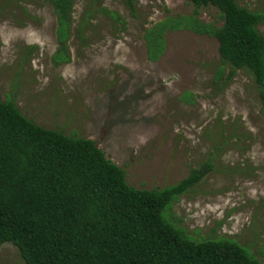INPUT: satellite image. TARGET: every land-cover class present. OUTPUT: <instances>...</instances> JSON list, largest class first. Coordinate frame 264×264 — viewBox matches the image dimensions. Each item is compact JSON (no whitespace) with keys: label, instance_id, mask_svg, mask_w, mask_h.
<instances>
[{"label":"rangeland","instance_id":"374dc122","mask_svg":"<svg viewBox=\"0 0 264 264\" xmlns=\"http://www.w3.org/2000/svg\"><path fill=\"white\" fill-rule=\"evenodd\" d=\"M264 15V0H236ZM69 60L46 0H0V100L97 142L136 189L210 172L165 210L194 241L229 239L264 264V111L253 78L222 62L220 12L184 0H73ZM88 19L87 24L85 20ZM264 37V21L258 26ZM0 264H25L17 246Z\"/></svg>","mask_w":264,"mask_h":264},{"label":"trees","instance_id":"16d2710c","mask_svg":"<svg viewBox=\"0 0 264 264\" xmlns=\"http://www.w3.org/2000/svg\"><path fill=\"white\" fill-rule=\"evenodd\" d=\"M46 1L58 17L56 59L68 61L73 0ZM184 1L220 12V27L195 19L188 27L217 39L230 78L237 70L253 78L264 111V15L236 0ZM211 169L204 164L164 189H136L96 141L46 129L0 100V248L17 246L25 264H263L236 241H194L164 218Z\"/></svg>","mask_w":264,"mask_h":264}]
</instances>
